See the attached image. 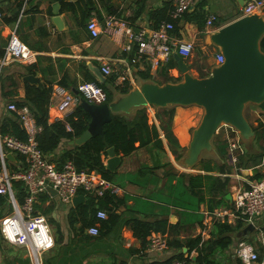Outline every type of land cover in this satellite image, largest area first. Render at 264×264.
<instances>
[{"label": "crops", "instance_id": "1", "mask_svg": "<svg viewBox=\"0 0 264 264\" xmlns=\"http://www.w3.org/2000/svg\"><path fill=\"white\" fill-rule=\"evenodd\" d=\"M19 1L0 0V6L4 14L14 15L18 10L17 3ZM23 1L22 10L24 9V11L19 15L20 26L17 33L36 52V59L30 64L11 61L4 68L2 67L4 74L17 80V94L14 96L16 98L25 96V82L28 81L24 79L26 75L34 74L39 78L38 82L53 83V87L57 84L62 85L59 81L64 79L68 86H63L73 89L76 85L85 81L87 69L92 71L93 67L102 69V66L108 62L113 67L112 73L117 74L115 84L123 85L128 81L131 85L130 90L138 88L139 84L145 80L137 77L136 71L144 69L145 63L139 58L138 63L130 60L131 50L125 49V45L130 40L129 37L124 35L119 41L105 33L93 37L87 28V22L91 13L95 11L96 18L101 24L104 23L107 16L114 15L126 20L135 34L143 30L148 34L154 29L155 25L151 12L164 7L167 2L171 1L173 4V0H86L85 5L79 0ZM63 1L74 3L77 12L65 8ZM245 2L246 0H197L193 12L186 13L177 21L180 35L172 34L178 39L191 40L195 43L193 54L185 58L192 75L195 72L209 73L210 75L212 69L218 65L216 53L220 49L215 44L208 42V35L217 31L221 26L241 17ZM78 5L84 9H91L87 16L81 14ZM260 13L264 17V12ZM58 14L63 21L62 28H59L53 19ZM195 14L202 15L205 22L203 28H200L197 22L188 19L195 16ZM210 15H215L217 20L213 25L208 26L206 20ZM15 27L17 29L16 25L0 20L1 47L6 48L10 33ZM136 44L134 42L133 46L135 47ZM206 52L208 53L207 64L202 65L195 58L197 54L202 55ZM175 53L176 51L173 56ZM25 65H33L34 72L27 73L24 68ZM93 73L95 74L94 71ZM151 73L155 79L150 80H161L157 68L151 67ZM169 74L175 78L183 76L178 66L170 68ZM107 76L105 75L106 80ZM95 77L97 78L96 74ZM109 86L113 90L112 102L116 101L118 96L125 94L114 86L110 84ZM10 90H13V85L8 78L0 86V119L9 110L6 105L9 102H14L11 100V96L3 94V92ZM51 99H53V90ZM51 99L49 104L50 120L65 118L70 112L66 115L63 114V117L60 116L61 112L52 104ZM169 106L175 108L172 131L181 147H183L182 156L176 158L169 147L165 132L161 129L160 121L156 116L159 107L141 105L132 107L127 111H118L131 117L136 114L139 108L146 107L149 123H155L160 130L163 147L160 148L154 143H150L138 147L128 155L116 151V155L121 158V161L112 170L115 173L112 182L118 186L119 191L116 194L124 198L125 203L115 206L112 202H108V205L112 207L111 209H114L120 215L118 222L109 225L108 232H105L107 229H104L98 235L91 234L88 228L98 225L100 230L101 222L97 220L95 224H89V214H86V216L80 215L75 211L74 213L80 217V220L72 224L68 220L71 205L76 206L87 203L90 201V195L80 192L79 195L82 194L85 198L76 205L73 202L71 205H63L55 196L51 197L52 200H47L46 204L51 201L55 205L52 212L45 214L54 242L49 250L40 255L41 264H150L165 260L177 253V250L170 246L160 253L150 251L146 246L143 247L141 240L134 235L127 224V220L133 217L146 220L167 217L172 224L179 223L176 235L180 239L201 235L203 240H208L216 221L236 223L238 219L236 216L230 214L222 220L217 218L214 212L222 208L230 209L233 206L237 188L247 186V180L255 179V169L264 171V162L255 167L238 168L237 163L239 160L235 163L230 160L228 147L226 156L222 157L220 154L221 143L227 141L226 133L223 131L220 133L221 137L219 139L213 140L211 151H205L196 164L188 165L185 158L192 140V133L200 124L205 110L197 104ZM215 135L217 136V134ZM245 141V139L242 140L246 148L248 143ZM261 144L264 146V139ZM136 145H139V142H136ZM65 146L62 145L58 149V153ZM10 152L7 151V154L9 155ZM10 155L11 157L9 156L7 159L9 160L8 166L11 169L13 165L16 166L21 161L16 158L18 154L12 152ZM109 158L110 156L107 153L104 156L106 165ZM203 160H211V164L215 169L213 171L204 170L203 162H201ZM218 163H226L225 172L221 173L216 168L219 166ZM182 173H208L221 177V181L213 188L209 187V181L207 187L203 188L204 199L200 201L199 195L187 189L188 180L182 178ZM225 178H228V180H225ZM213 205L214 208L211 210L210 206ZM105 210L109 216V210L107 208ZM8 213L9 210L0 206V220ZM260 220L261 224L258 225ZM247 224L246 222L239 231L233 233L229 248L216 254V264H233L236 261L235 258L242 261L237 254L238 243L242 240L249 241L247 238L251 239V235L254 236V234H257L262 242V253L256 249L260 255L264 254V231L262 230L264 215L257 219L253 231L243 234L242 230ZM54 226L56 227L55 230L52 229ZM251 243L254 244V242ZM182 250L187 252L188 248L184 246ZM197 254L196 250L192 251L190 255L191 262L188 264H196L194 261ZM0 264H35V261L26 246L9 243L0 233Z\"/></svg>", "mask_w": 264, "mask_h": 264}, {"label": "trees", "instance_id": "2", "mask_svg": "<svg viewBox=\"0 0 264 264\" xmlns=\"http://www.w3.org/2000/svg\"><path fill=\"white\" fill-rule=\"evenodd\" d=\"M17 4L18 10L14 15H5L4 11L2 10L3 16L0 20L8 24L16 25V30L18 32V27L20 26L19 15L24 6V1L20 0ZM63 6L69 10H72L73 12H77L75 4L70 1H63ZM78 7L81 11V14L84 16H87L91 10L84 9L79 5ZM172 7V2H167L164 7L153 10L151 12V17L153 18V22L155 24L154 28H157L164 20L173 21L175 26L171 32L179 36L180 33L179 29L177 28V21L180 20V18L173 20L170 17V10ZM190 12H193V10L185 12L183 16ZM188 19L197 22L200 28L204 27L205 22L202 19V15L195 14V16H191ZM260 47L264 52V35L260 40ZM137 48V44L135 47H132L130 52V60L132 61L135 59V62L138 63V60L142 59L145 63V67L144 69H138L136 71V76L144 80H154L155 78L151 73V63L147 61L144 56L140 57L137 55ZM4 54L5 48L1 47L0 45V57L4 56ZM177 66V60L172 55L167 63L161 65L158 68V74L161 75V80L156 79V82L158 81V83L163 84L169 81L177 82L182 80V75L175 78L169 74V69ZM3 68L0 71V86L1 83L6 81L8 78L11 80L13 85V90L3 92V94H8V96H11V100L14 101L18 107H22L24 105L29 106L35 117L36 124L39 126V130L36 133L38 146L46 155L49 156L50 160L57 164L59 168L62 167L65 161L71 160L78 170L84 169L88 171H97L106 179L112 181L115 173L104 163V156L107 155V148L114 146L118 153L128 155L135 151L138 147L146 146L150 143H154L160 148L163 147V140L160 137V130L155 123H149L146 107L139 108L136 111V114L131 117L122 112L112 113L111 120L106 122L103 126V135L92 136L88 141L81 145H68L71 139L78 137L85 129H87L91 119L88 111L85 110L81 104H77L65 118H57L51 121L49 118V104L53 90V83H31L27 81L25 82V96L23 98H16L14 96L17 94V80L14 77H8L6 74H4ZM24 68L27 73L34 72L33 65H25ZM207 75H209V73L201 72L199 76L205 77ZM116 78L117 74L112 73L111 75L107 76V80L105 82H102L100 79H98V77H95V74L92 70L87 69V72L85 73V81H94L106 90L108 95L107 102L113 99V90L109 84L123 93H127L131 88V85L128 81L123 85L115 84ZM59 82L62 85L68 86V83L64 79H61ZM174 112L175 108L168 105L165 107H159L156 116L160 121L161 129L165 132V137L168 140L170 149L174 152L176 158H180L182 156L183 147H181L177 137L172 131ZM253 131L254 146L252 148L246 147L244 153L239 156V161L237 163L238 168L255 167L264 162V146L261 144V141L264 139V121L259 119L258 123L253 125ZM0 133H10L21 139L27 138V133L22 128L18 113L13 110L6 111V113L1 117ZM136 142H139V145H136ZM221 144L220 154L222 157H225L227 154L228 143L227 141H223ZM257 144L260 146L261 150H257ZM62 145L66 146L62 148L60 153H58V149ZM16 158L19 161H23L24 159V157L20 154H18ZM201 162H203L202 165L204 170L213 171L215 169V167L211 164V160H203ZM218 164L219 166L216 168H218L221 173L225 172L224 168L226 163ZM16 169L17 164L16 166L13 165L11 168L12 171ZM181 176L182 178H187V189L190 192L199 195L200 201L204 199L203 188L207 187V183L209 181V187L211 188L221 181V177L208 173H182ZM263 176L264 171L255 169V179H260ZM225 180H228V178H225ZM13 184L18 200L23 201L25 197L24 183L19 179H15ZM81 192L85 193L86 195H90V201L87 203L78 204L76 206L71 205L68 213L69 222L72 224L75 221L80 220V217L74 213L75 211H77L80 215L86 216V214H89V224L93 225L97 220H100V231L102 230L103 232L104 229H107L105 232H108L110 229L109 225L118 222L120 218V215H118L114 209H111L112 207L108 205V202H112L115 206H118L122 203H125L124 198L111 191H106L102 196H95L84 191ZM49 199L52 200L49 194L40 193L38 195V200L35 203V212L43 214H49L52 212L55 205L51 201L50 203L46 204L47 200ZM225 202L228 204L227 201ZM0 206L4 207L6 210H9V212L12 211V205L9 203L8 198L2 194H0ZM106 208L109 210L110 214L107 218L101 219L97 216V211L99 209L105 210ZM213 208L214 205L210 206L211 210ZM245 223L246 221L243 218H238L235 224L221 220L216 221L214 223V228L212 229L210 239L203 240L201 235L189 236L185 239H180L176 235L178 232L179 223L172 224L167 217L155 218L153 220L133 217L127 220V224L132 229L134 235L141 240L143 247H147L148 236H150L152 232H161L163 234H168V246L174 247L177 250V253L171 257L162 261H155L150 264H170L174 259H182L185 261V264H188L191 262L190 255L193 250H196L198 253L197 258L194 261L196 264H216V254L230 247L233 233L239 231L240 228L245 225ZM57 225L60 226L59 224ZM262 230L264 231V227ZM184 246L188 248L187 252H183L182 249ZM235 259L236 261L233 262V264H244L242 261H240V259Z\"/></svg>", "mask_w": 264, "mask_h": 264}, {"label": "built area", "instance_id": "3", "mask_svg": "<svg viewBox=\"0 0 264 264\" xmlns=\"http://www.w3.org/2000/svg\"><path fill=\"white\" fill-rule=\"evenodd\" d=\"M196 2L197 0H173L170 17L173 20L181 18L185 12L195 8ZM23 11L24 9L21 12ZM257 12H264V0H246L242 8V16ZM2 16L3 11L0 6V19ZM216 20L215 15H210L206 24L211 26ZM174 26L173 21L164 20L148 34L144 30L135 34L126 20L114 15L107 16L101 24L96 18L95 11L87 22V28L93 37L105 33L119 41L127 35L130 40L125 45V49L132 50L133 43L136 42L137 55L144 56L151 63V67L157 69L167 63L175 51L185 58L194 52V41L175 37L171 32ZM35 59L36 52L20 38L16 27L13 28L5 54L0 57V70L11 61L30 64ZM216 60L218 64L224 62L225 56L221 51L216 53ZM132 61L134 62L135 59ZM101 70L104 75H110L113 67L108 62L102 66ZM76 88L78 93L63 85H54L51 101L61 112L60 116L71 112L82 99L97 104L107 101L106 90L96 82L83 81ZM7 108L18 113L27 138L21 139L10 133H0V194L5 195L12 205V211L0 220V233L9 243L26 246L35 264H41L40 255L53 246L54 239L46 215L35 212V203L40 193H47L51 197L56 196L61 203L72 204L73 198L81 191L102 196L106 191L116 193L119 188L97 171L78 170L71 160L65 161L59 168L38 146L36 133L39 126L29 106L18 107L15 102H9ZM253 111L263 120L261 113L264 110L260 106ZM220 131L226 133L230 160L237 162L239 155L245 151L239 131L226 123L218 128L217 132ZM7 151L17 152L24 157L14 171L8 166ZM15 179L24 183L23 201L17 198L13 184ZM246 182L247 186L237 188L234 203L230 209L222 208L214 212L217 218L224 220L232 214L237 218L245 219L247 223L256 224L257 219L264 215V176ZM97 216L107 218L108 213L104 209H99ZM88 231L93 235H98L100 232L98 225L89 227ZM147 247L150 251L163 252L168 248L167 235L152 232L148 238ZM237 254L245 264H264V254L260 255L254 244L249 241L242 240L238 243ZM170 264H185V261L174 259Z\"/></svg>", "mask_w": 264, "mask_h": 264}, {"label": "water", "instance_id": "4", "mask_svg": "<svg viewBox=\"0 0 264 264\" xmlns=\"http://www.w3.org/2000/svg\"><path fill=\"white\" fill-rule=\"evenodd\" d=\"M79 1L86 4V0ZM53 19L59 28L63 27L59 14ZM263 35L262 13L243 15L208 35V42L218 46L225 56L224 62L215 66L210 75H192L185 57L176 52L174 57L183 74L182 80L163 84L145 80L138 88L118 96L113 102L97 104L82 99L80 104L88 111L91 119L87 129L69 143L81 145L92 136L103 135V126L111 120L112 113L141 105L165 107L178 104H197L205 110L200 124L193 130L185 158V162L190 166L196 164L205 151L213 149L212 139L224 123L234 126L242 140L253 139V125L245 115V107L248 103H254L264 110V52L260 47ZM92 69L100 81L106 80L101 69ZM24 79L37 83L39 78L29 74ZM73 90L78 93L76 87ZM107 153L110 156L107 167L113 170L121 158L116 155L114 146L107 148ZM10 154H7V157H11ZM53 192L55 194V191ZM84 198L82 194L76 195L73 204L76 205ZM255 227V223L250 222L243 228L242 233H250Z\"/></svg>", "mask_w": 264, "mask_h": 264}, {"label": "rangeland", "instance_id": "5", "mask_svg": "<svg viewBox=\"0 0 264 264\" xmlns=\"http://www.w3.org/2000/svg\"><path fill=\"white\" fill-rule=\"evenodd\" d=\"M207 55H208V53L206 52V53H202V55L199 53V54H197V56H196V61L198 62V63H200V64H202V65H206L207 64ZM201 74V72H195L194 73V76H197V77H199V75ZM139 86H140V84H139ZM6 107H7V105H6ZM256 108H258V105L257 104H254V103H248L247 105H246V107H245V115L247 116V118H248V120L250 121V123L251 124H253V125H256L257 123H258V120L259 119H261L260 117H258V115L253 111V109H256ZM261 115H262V117L264 118V112L262 111V113H261ZM219 133V134H218ZM220 133H222V132H216V134H217V136L216 135H214V137H213V139H212V142H213V140H217V139H219V137H221L220 136ZM247 141V146L246 147H250V148H252L253 146H254V140L253 139H251V140H246ZM245 141V142H246ZM258 145V144H257ZM257 150H261V148H260V146L258 145L257 146ZM15 154H18L17 152H14ZM241 184H243V183H241ZM56 197V196H55ZM57 199H58V197H57ZM61 203V202H60ZM59 203V204H60ZM61 204H63V205H71V204H65V203H61ZM60 204V206H62ZM198 215H200V216H202V214H200V213H198ZM261 224V220L259 221V223H258V225H260ZM55 226L54 227H52V229H54L55 230ZM53 230V231H54ZM247 240H249V242H254V246H255V248H257L261 253H262V246H261V244H262V242L260 241V238H258L257 237V234H254V236H252L251 235V239H249V238H247Z\"/></svg>", "mask_w": 264, "mask_h": 264}]
</instances>
